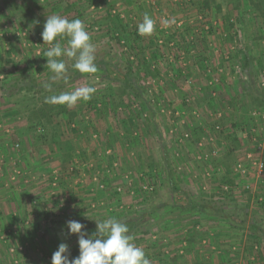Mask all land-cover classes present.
I'll list each match as a JSON object with an SVG mask.
<instances>
[{"label":"rangeland","instance_id":"374dc122","mask_svg":"<svg viewBox=\"0 0 264 264\" xmlns=\"http://www.w3.org/2000/svg\"><path fill=\"white\" fill-rule=\"evenodd\" d=\"M204 1L0 0L1 81L28 66L26 72L37 75L39 84H61L58 94L97 88L92 96L96 107L79 101L70 107L78 112L77 121L70 127L63 123L74 142L73 164L61 163L50 138L44 139L42 129L26 120L24 102L16 115L12 103L0 96V161L5 164V157L13 156L0 176L9 183L11 176L19 183L28 179L27 188L35 190L24 198L36 197L30 205L22 204L23 215L16 212L23 217L22 227L8 231L0 226V264H51L61 242L44 218L47 210L80 221L89 233L96 230L94 218L115 217L125 223L145 213L129 235L150 264H202L204 253L210 264H264V247L259 249L248 231L249 223L256 222L264 233V204L258 203L264 200V182L256 178L248 157L264 159V105L254 97L264 93V0H208L209 7ZM27 6L36 15L31 19ZM146 12L156 22L151 36L137 32ZM41 14L44 19L38 18ZM53 14L84 22L96 46V73L82 74L69 60L67 79L51 80L54 74L42 57L51 45L41 33ZM57 40L68 46L65 38ZM7 59L18 68L5 63ZM144 60L159 74L152 81L139 66ZM128 64L146 87L139 100L131 92L121 95L116 82ZM165 147L180 190L166 170ZM238 163L245 173L235 169ZM19 188L23 200L28 191ZM6 191L0 188V204L9 201ZM210 197L223 202L234 224L178 209L192 198ZM238 205L243 212L233 213ZM186 226L190 235L196 230L211 235L204 245L200 239L187 247ZM71 245V254L77 250L78 256L77 240Z\"/></svg>","mask_w":264,"mask_h":264},{"label":"trees","instance_id":"16d2710c","mask_svg":"<svg viewBox=\"0 0 264 264\" xmlns=\"http://www.w3.org/2000/svg\"><path fill=\"white\" fill-rule=\"evenodd\" d=\"M15 3V0H13ZM83 1V0H79ZM90 2H94V0H89ZM253 2V1H252ZM209 2L208 0L204 1V6H208ZM258 8H262V4L260 2L256 3ZM67 9H71V5L67 6ZM26 16L28 19H31L32 16H36L34 11L31 9V7L27 6ZM69 11V10H68ZM264 12V7L262 9ZM35 24L39 25L37 21ZM139 37V36H138ZM65 39L68 41V38L65 37ZM44 55V53L42 54ZM44 61H47V58L42 56ZM5 63H9L14 67V70L18 68V64L13 59H7L5 60ZM139 66L143 69V76H146L148 80H153L155 77H157L159 74L153 69V66L146 63V61H142ZM244 67H249V60L246 59L244 61ZM20 69V68H19ZM26 69L28 70L29 67L26 66L25 70H21L18 72L17 75L12 76L11 78H8L6 80H0V96H2L5 100L12 103V107L15 109V114L19 115L22 113V105L23 102L25 103L26 107V120L32 123V127H40L42 137L44 139H49L51 142L55 145L57 150L60 152V161L61 163L65 164H73L75 162V148H74V142L71 137L70 132L66 133L63 130V123L68 125L69 127L72 126L77 121L78 112L76 110L71 109L67 105L63 104H49L45 102V97L51 96L53 94H58V88L61 84H52V91L46 90L43 85L39 84L37 82V78L34 73H27ZM41 69V67L39 68ZM38 69V70H39ZM141 75H138L137 72L134 71L133 65H126L125 71L123 72L122 78H119L116 80V82L119 83V85L122 87V94L123 96H126L130 92L133 93V96L139 100L144 96V93L146 92V87L143 83H141ZM22 94V97H20ZM264 93H262L261 96H254L257 103L260 105H264ZM260 95V94H259ZM108 97L105 99V105L108 104ZM91 107H96L95 100L92 97L91 100L87 101ZM118 105V101H116ZM21 107V108H20ZM1 113V112H0ZM31 127V126H30ZM33 128V129H34ZM41 137V136H40ZM234 142L237 144V139L234 138ZM163 160L165 163L166 170L169 171V178L170 181L173 184V187L176 190H180V183L179 180H177V177L173 174V167L170 160V155L168 152V149L165 147L164 154H163ZM179 177V176H178ZM226 183L233 184L234 181L227 179ZM226 185V184H225ZM224 185V186H225ZM224 186L222 189H224ZM190 194H193L190 192ZM264 196V193L262 191L261 193ZM260 196V194H259ZM251 195L248 196V202L245 205V210L247 211L249 209V203L251 201ZM260 204H264V200L262 202L258 201ZM167 205V204H164ZM159 207H163L162 204H160ZM172 209H177V207H172ZM178 209L184 210V211H197L199 213H202L206 216H215L222 218L224 220L229 221V223H233V215L232 213L228 212L224 208V204L222 201L214 200L213 197L210 198H201L200 200H193V198L190 200V202L187 205L179 206ZM243 208H240V206L235 207V211L233 213L239 214V212ZM243 212V210L241 211ZM246 213V212H245ZM45 220H47L51 226L54 229V232L56 236L59 238L60 242L67 243L69 246L71 245V242H74L77 239L76 235H68V230L66 226V219L61 216H55L52 214L49 210L44 211L43 213ZM141 216L142 218H146V214L143 215L140 214V216L132 217L131 219H128L125 221L126 225L129 228V232L134 230L136 227H138L139 223L141 222ZM244 221V220H242ZM86 223L88 221H85ZM93 224V222H90ZM245 226H242L244 228ZM251 233H253L256 238L254 240V244L259 247V249H262L264 247V233L261 231L260 226L254 222L249 225ZM259 231L262 232V235L259 234ZM204 233L201 232V230H196L194 234L191 236V241H196L204 237Z\"/></svg>","mask_w":264,"mask_h":264},{"label":"clouds","instance_id":"9594fccd","mask_svg":"<svg viewBox=\"0 0 264 264\" xmlns=\"http://www.w3.org/2000/svg\"><path fill=\"white\" fill-rule=\"evenodd\" d=\"M156 28V22L146 12L142 22L137 25L141 36H151ZM44 43L51 45L44 52L46 65L54 74L52 81L67 79V61H74L72 67L82 74H94L98 71L96 46L91 43V37L86 25L80 19L69 20L59 14L47 16L41 33ZM68 38V46L64 47L57 40ZM66 58V59H65ZM43 87L52 91V84L45 83ZM97 92L94 86L77 87L45 97L49 104L75 106L79 101H89ZM96 230L89 233L86 225L77 220L66 221L68 235H76L79 255L73 257L67 243L61 242L51 257V264H150L143 248L134 245L129 228L117 218L96 219Z\"/></svg>","mask_w":264,"mask_h":264},{"label":"crops","instance_id":"0c3cea01","mask_svg":"<svg viewBox=\"0 0 264 264\" xmlns=\"http://www.w3.org/2000/svg\"><path fill=\"white\" fill-rule=\"evenodd\" d=\"M77 5H79V3L77 4ZM41 17H38L39 19H44L45 17L44 16H42V14L40 15ZM77 16H78V14H77ZM8 140H9V138H8ZM7 141V140H6ZM8 146V145H7ZM13 149V148H12ZM2 150H4V147H3V149ZM7 153V152H6ZM13 153V152H12ZM7 155H8V153H7ZM5 157V156H4ZM12 157V158H11ZM10 158H8V157H5L8 161H6V163L5 164H3V161L1 160L0 161V169H2L3 168V165L5 166H8L9 164L8 163H11V161H12V159H13V156H11ZM7 179H9L8 177H7ZM10 179H11V181H13V182H11L10 181V183L7 181V180H4L1 176H0V188L1 189H6L7 191V197L6 198H8V202L6 203V204H0V208L1 209H3L4 210V212L2 213V215L4 216V218H2V219H0V226L3 228V229H8V231H11V230H14V229H16V228H18V227H22V226H20V223L21 224H25L24 222H23V217H20V218H18L19 216H17V214H16V212H18L19 214H21V215H23V213H20V210H21V208H22V204L24 205L25 203H27L28 205H30L31 203H33V201L35 200V196H33V197H31V196H29L28 198H24V197H26V195H30L31 193H32V191L33 190H35V187L34 188H27L28 186H30V185H28V183H27V180H25V181H22L23 179H21V180H19V181H21L20 183L16 180V176H11L10 177ZM29 181H32V179H30ZM15 183V184H14ZM6 185V186H5ZM32 185V184H31ZM5 186V187H4ZM4 187V188H3ZM19 187H21L22 189H26V191H28L26 194H24L25 196H23L22 197V195H21V197L23 198V200L21 199V198H19V196L18 195H20V193L18 192V191H20L21 189L19 188ZM10 191H9V190ZM9 191V192H8ZM30 191V192H29ZM6 194H4V196H5ZM3 196V194L2 195H0V197H2ZM13 198L15 199V201L13 200ZM19 198V199H18ZM0 201H1V199H0ZM234 207H236V206H234ZM11 208L12 209H14V210H11ZM234 210V209H233ZM232 210V211H233ZM20 219H21V221H20ZM15 223V224H14ZM251 224V222L249 223V225ZM249 225H248V231H250V227H249ZM0 227V228H1ZM204 227H206V226H204ZM189 228L190 227H188L187 228V226L185 227V231H186V233H183L184 234V238H186L185 239V245L187 246V247H190V246H192L193 247V242L194 241H191V236L192 235H190V232H191V230H189ZM16 231V230H15ZM205 231V230H204ZM251 232V231H250ZM209 235H211V233L210 234H208L207 233V237L209 236ZM214 235V234H213ZM169 236V235H168ZM166 237L167 236H165V240H166ZM207 237H203L202 238V241H200V244H205V241H206V238ZM77 240V239H76ZM200 240V239H199ZM58 241H60V240H58ZM70 246H72V245H70ZM69 246V247H70ZM167 247V246H166ZM208 247H210V246H208ZM168 248V247H167ZM77 251V250H76ZM76 251H74L71 255L72 256H77V255H75L74 253L76 252ZM169 250H167L166 252H168ZM179 252H182V250L181 251H179ZM169 253V252H168ZM74 254V255H73ZM203 256V257H202ZM202 256H201V260H203V263L202 264H204V262L206 263V264H210V262H211V258H210V256L209 255H207V254H205L204 253V255L202 254ZM205 260V261H204ZM154 264H157V262H155Z\"/></svg>","mask_w":264,"mask_h":264},{"label":"built area","instance_id":"2783aa9c","mask_svg":"<svg viewBox=\"0 0 264 264\" xmlns=\"http://www.w3.org/2000/svg\"><path fill=\"white\" fill-rule=\"evenodd\" d=\"M217 128H219V126H217ZM258 149H262V146L259 145ZM248 157L251 159V161L253 160L252 163H253V168H254V173H255L256 178L264 182V159L261 157L254 158L250 153L248 154ZM235 169L241 173L246 172V168L245 166H243L242 163H238Z\"/></svg>","mask_w":264,"mask_h":264}]
</instances>
